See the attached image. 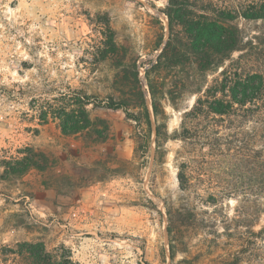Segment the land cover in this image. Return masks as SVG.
I'll return each mask as SVG.
<instances>
[{
	"label": "rangeland",
	"instance_id": "1",
	"mask_svg": "<svg viewBox=\"0 0 264 264\" xmlns=\"http://www.w3.org/2000/svg\"><path fill=\"white\" fill-rule=\"evenodd\" d=\"M260 1L190 0L189 10L216 18L212 7L250 11ZM168 10L167 0H0V264H18L8 250L36 241L74 264H221L226 238L207 248L209 226H264L252 183L256 150L264 157V20L228 22L239 48L215 56L201 84H226L230 99L236 73L244 102L219 118L206 111L212 97L192 92L201 81L194 63H157L169 35L188 41ZM139 90L148 124L96 106L112 99L143 116ZM211 131L230 148L233 175L214 170L213 181L195 178L184 192L180 164L209 151L201 142ZM227 180L236 192L206 202L210 183ZM166 202L193 206L195 227L183 208L169 234ZM256 249L239 264H264L262 239Z\"/></svg>",
	"mask_w": 264,
	"mask_h": 264
},
{
	"label": "trees",
	"instance_id": "2",
	"mask_svg": "<svg viewBox=\"0 0 264 264\" xmlns=\"http://www.w3.org/2000/svg\"><path fill=\"white\" fill-rule=\"evenodd\" d=\"M167 7L170 9L165 11L169 19H171V12L176 14L180 24L184 28V32L187 36L188 41L183 42L181 39H174L169 35L162 51L157 57V63L159 66H164L170 63H183L192 62L194 63V69L196 70L201 81L192 89L195 94H200V97H212L210 101L207 102L206 111L209 115H215L219 118L222 116L232 117L237 113V106L243 105L244 99L238 97L235 90L238 89V82L236 81L237 74L233 76L234 86L231 90V98L226 99L227 94H225V85L222 82L216 81V86L203 88V82H205V73L210 63L213 62L215 56H220L221 58H229L234 50L239 48L240 41V31L235 25L228 22L233 21L238 15L244 18L252 19H262L264 20V0L260 1L259 4H253L251 10L246 9L241 10H224V9H214L216 12V18H211L206 15L196 16L189 10L192 7L190 0H167ZM216 10V11H215ZM252 77L254 75L248 76V83H252ZM224 79L223 82H226ZM196 84V83H195ZM253 84V83H252ZM221 93L220 96L218 94ZM141 97L140 106L144 109V115L134 114L128 112L121 101H113L109 99L107 101H99L96 103L97 107H103L108 110L123 109L127 118L135 120L137 123L143 122L145 119L146 124L149 123L148 114L145 110V102L142 91L139 90ZM198 98L196 105H194L191 111H198V105L201 104V98ZM250 99H258V97H249ZM88 99V98H87ZM86 100V99H85ZM88 102V101H87ZM259 107V106H258ZM264 108V106H262ZM157 133V137H158ZM201 143L207 144L209 151L206 154H202L200 160H196L195 157L191 155H185L184 161L180 164V169L177 173L179 187L182 191H187L192 188L194 184L192 180L197 178L201 180L204 175L208 177L211 181L215 176L213 171L223 172L226 177L233 175L232 155L230 153V148H221L220 139L221 136L219 131H211L208 135L202 137ZM185 140V139H184ZM161 145L159 141L156 140L155 152H159ZM189 152V151H186ZM179 152L176 153V156ZM253 162V189L260 195L264 196V157L262 150H256ZM189 154V153H187ZM186 158V159H185ZM215 165L217 166L215 168ZM208 186V193L206 202L215 204L218 199V195L229 196L230 194L236 192L237 186L234 185L230 180L221 187H214L213 183ZM244 186H247V183ZM244 189V188H243ZM212 190V191H211ZM214 190V191H213ZM216 190V191H215ZM262 193V194H261ZM257 194V195H258ZM169 203H165L166 215L168 220L167 231L169 234L172 232L174 218H177L176 213L182 216V209L187 211L188 215H185V219L190 222L191 227H195L197 217L194 213L195 209L188 202L183 204V208L177 207L173 208ZM193 225V226H192ZM206 231H204V237L202 238L203 245H207V248H219L220 243L218 238L224 236L226 238L223 248L225 254L221 258V264H239L241 259L249 258L256 252V245L259 239L264 242V226L259 230L254 231L252 229H247L245 231L239 230L237 227H228L226 225L223 230L213 229L212 226ZM210 234V235H208ZM16 249L8 250L9 253L14 254L18 264H74L69 258L70 254L59 253V250L50 251L46 248L45 244L41 241L36 242H22L17 243ZM171 250V247H170ZM171 259H174V253L171 250Z\"/></svg>",
	"mask_w": 264,
	"mask_h": 264
}]
</instances>
